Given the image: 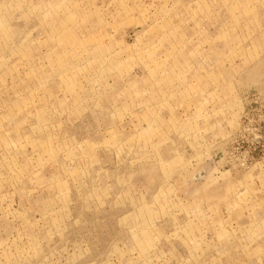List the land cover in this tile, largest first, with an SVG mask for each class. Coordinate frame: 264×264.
<instances>
[{
  "label": "rangeland",
  "instance_id": "374dc122",
  "mask_svg": "<svg viewBox=\"0 0 264 264\" xmlns=\"http://www.w3.org/2000/svg\"><path fill=\"white\" fill-rule=\"evenodd\" d=\"M0 264H264V0H0Z\"/></svg>",
  "mask_w": 264,
  "mask_h": 264
}]
</instances>
